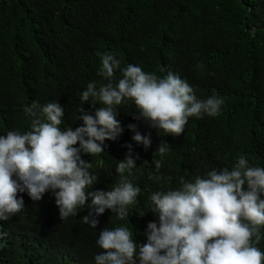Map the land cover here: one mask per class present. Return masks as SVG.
<instances>
[{
  "label": "trees",
  "instance_id": "obj_1",
  "mask_svg": "<svg viewBox=\"0 0 264 264\" xmlns=\"http://www.w3.org/2000/svg\"><path fill=\"white\" fill-rule=\"evenodd\" d=\"M104 52L120 68L139 65L158 77L171 71L198 99L217 94L224 100L220 114L190 117L180 136H166L134 120L131 101L121 104L123 134L105 141L103 153L83 158L98 177L91 190H108L132 145L139 158L128 179L141 192L129 216L120 220L106 210L94 229L81 220L87 206L60 220L51 193L36 202L18 194L24 209L0 222L7 233L0 264H94L105 227H128L138 243L146 242V225L156 219L149 211L153 192L178 189L181 178L194 182L212 169L231 170L241 154L264 167V0H0V135L30 130L34 117L25 107L32 101H58L65 109L60 127H78L79 108L103 106L81 105L79 97L89 82H108L97 76V53ZM120 78L117 71L112 82ZM129 124L151 134L148 150L131 140ZM162 142L170 146L165 156L155 153ZM258 246L264 248V236Z\"/></svg>",
  "mask_w": 264,
  "mask_h": 264
},
{
  "label": "clouds",
  "instance_id": "obj_2",
  "mask_svg": "<svg viewBox=\"0 0 264 264\" xmlns=\"http://www.w3.org/2000/svg\"><path fill=\"white\" fill-rule=\"evenodd\" d=\"M97 55V76L108 82L99 87L96 81L89 82L79 99L81 105L91 100L90 105L103 106L94 112L79 108L78 127H60L65 109L58 101L44 106L32 101L25 107L34 117L30 130L0 135V222L24 209L18 194L25 193L34 202L51 193L60 220L77 215V209L85 206L88 215L81 220L91 228H97L106 210L124 220L141 192L128 179L138 154L126 145L128 152L115 168L118 183L95 191L91 189L98 177L83 158L103 153L105 141H116L123 134L119 106L131 101L136 108L133 119L166 136H180L190 117L220 114L223 98L213 94L198 99L193 87L171 71L158 77L139 65L120 68L111 52ZM117 71L121 78L113 83ZM127 129L136 145L150 148V133L141 134L136 124ZM169 150L162 142L155 153L165 156ZM155 164L160 167V161ZM180 184L178 189L150 195L149 211L156 219L146 225L145 243H138L125 226L102 229L96 240L102 251L94 264H264V248L258 246L264 236V167L251 166L241 154L231 170L212 169L194 182L181 178ZM6 237L0 231V241Z\"/></svg>",
  "mask_w": 264,
  "mask_h": 264
}]
</instances>
